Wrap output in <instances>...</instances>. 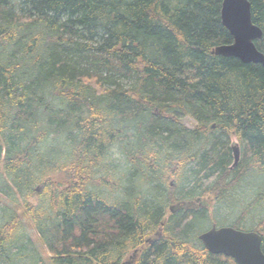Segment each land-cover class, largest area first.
Masks as SVG:
<instances>
[{
  "label": "trees",
  "instance_id": "16d2710c",
  "mask_svg": "<svg viewBox=\"0 0 264 264\" xmlns=\"http://www.w3.org/2000/svg\"><path fill=\"white\" fill-rule=\"evenodd\" d=\"M222 1L0 0V264H236L212 225L264 253V67L212 54Z\"/></svg>",
  "mask_w": 264,
  "mask_h": 264
},
{
  "label": "water",
  "instance_id": "95a60500",
  "mask_svg": "<svg viewBox=\"0 0 264 264\" xmlns=\"http://www.w3.org/2000/svg\"><path fill=\"white\" fill-rule=\"evenodd\" d=\"M220 19L222 26L232 37V43L215 47L212 54L236 58L243 64H258L264 67V55L255 46V42L262 37V31L252 22L249 1L223 0ZM231 150L233 168L239 162L240 151L237 144H233ZM199 202L200 199L196 200V203ZM187 205H173L170 211L175 212ZM198 240L209 254L231 258L236 264H264L262 236L258 232L212 225L210 229L198 235Z\"/></svg>",
  "mask_w": 264,
  "mask_h": 264
},
{
  "label": "rangeland",
  "instance_id": "374dc122",
  "mask_svg": "<svg viewBox=\"0 0 264 264\" xmlns=\"http://www.w3.org/2000/svg\"><path fill=\"white\" fill-rule=\"evenodd\" d=\"M120 82L126 88L131 86V82H129L127 80H121ZM180 122H181V125H183L184 127L188 128V129H192L193 127H195V122L189 117H182ZM235 142H237V140L235 138H231L230 143L234 144ZM249 195L250 194H242L241 192L238 191L236 194H233L232 196H230L227 199L225 204H221V205H214V201H212V198L209 196H206V197L201 199V202H202L201 204H202V206H205L207 208V212L209 213L210 216H212L214 214L218 218H221V219L225 217L226 223L231 224V222H234L237 220L236 216L239 214V211H240V210L238 211V210L234 209V207L240 209V203L239 202L245 201L246 199H248ZM247 224H248L247 226H249L251 224L250 220H248ZM225 226H227V225H225ZM206 227H207V225H205V224H203L201 226L202 229L206 228ZM29 232H30L31 236L37 241L34 233L31 232L30 230H29ZM43 252L45 255V251H43ZM131 255H128L123 260L122 264H132L133 261L131 260Z\"/></svg>",
  "mask_w": 264,
  "mask_h": 264
},
{
  "label": "bare ground",
  "instance_id": "6f19581e",
  "mask_svg": "<svg viewBox=\"0 0 264 264\" xmlns=\"http://www.w3.org/2000/svg\"><path fill=\"white\" fill-rule=\"evenodd\" d=\"M199 241V240H198Z\"/></svg>",
  "mask_w": 264,
  "mask_h": 264
}]
</instances>
